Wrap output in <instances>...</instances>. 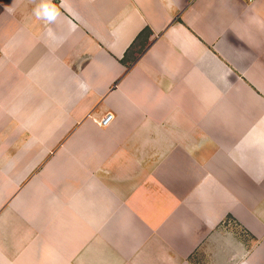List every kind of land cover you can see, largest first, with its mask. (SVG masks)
Segmentation results:
<instances>
[{
	"label": "crops",
	"instance_id": "1",
	"mask_svg": "<svg viewBox=\"0 0 264 264\" xmlns=\"http://www.w3.org/2000/svg\"><path fill=\"white\" fill-rule=\"evenodd\" d=\"M57 7L52 24L18 19L28 67L0 84V256L213 264L218 250L216 264H264V0ZM163 180L200 240L230 217L244 242L115 246L116 221L146 203L138 188Z\"/></svg>",
	"mask_w": 264,
	"mask_h": 264
},
{
	"label": "rangeland",
	"instance_id": "2",
	"mask_svg": "<svg viewBox=\"0 0 264 264\" xmlns=\"http://www.w3.org/2000/svg\"><path fill=\"white\" fill-rule=\"evenodd\" d=\"M40 2L41 0H0V26L2 25L3 27L0 30L1 85H4L5 82L8 84L13 83L14 76L11 77L13 74H7L6 77L7 72H15L19 67H28L24 65L25 61L26 63L28 62L27 59L24 60V56L20 55L21 53H19V50L20 52L24 51L21 40L27 38L30 32L29 24L25 27L26 31L25 29L21 30L20 34V27L18 25L20 21L18 19L23 18V20H26L24 22H29V19H33L36 22L39 21L33 15V9ZM58 2L59 0H52V3L56 6ZM18 9L20 12L17 11ZM17 13H21V15L17 17ZM42 22H40V24H42ZM35 31H37V28H35ZM14 35L17 36V38H13L12 36ZM138 47L137 44L134 45V48ZM9 78L11 80H8ZM99 118L94 119L93 122L97 124ZM164 183L165 181L163 180L162 182H157V186L144 187L141 188V190L138 188V198L143 200L142 203H146L142 204L139 208L137 207L138 205L136 206V217L121 218L116 221L119 227L118 230L116 229L117 231H114V233L116 232L118 234L115 239L117 243H115V246H193L195 243H198L197 246H235L239 241L244 242L243 234L247 236L246 233L236 226L233 222L234 220L230 217L222 219L217 227L219 228L217 233L214 235L212 234L208 239L200 240L199 237L202 236V234L200 235L191 225L193 215L191 213H186V210H188L186 206L182 208L176 203L175 186H170L169 182V186L164 187ZM154 202H156V206H154ZM189 210L191 212V207ZM148 214L150 217H145V215ZM110 221L111 219L102 221L104 231H106ZM197 221L198 225H202H199V227L203 230L205 219H197ZM108 231V236L112 239L113 236L110 235L111 231ZM103 235L104 234H102V236ZM103 239L107 240V237L103 236ZM251 245L252 244H249L248 246ZM218 253V250H215L213 253V264L217 262ZM235 261H237V259ZM235 261L232 264H235ZM228 264H230V262Z\"/></svg>",
	"mask_w": 264,
	"mask_h": 264
},
{
	"label": "clouds",
	"instance_id": "3",
	"mask_svg": "<svg viewBox=\"0 0 264 264\" xmlns=\"http://www.w3.org/2000/svg\"><path fill=\"white\" fill-rule=\"evenodd\" d=\"M33 15L39 21L52 24L61 15L59 8L52 3V0H41V2L33 9ZM82 87H86L82 85ZM0 264H8L6 258L0 256Z\"/></svg>",
	"mask_w": 264,
	"mask_h": 264
},
{
	"label": "built area",
	"instance_id": "4",
	"mask_svg": "<svg viewBox=\"0 0 264 264\" xmlns=\"http://www.w3.org/2000/svg\"><path fill=\"white\" fill-rule=\"evenodd\" d=\"M246 1H252V0H246ZM111 118H112V114L110 112H104L102 116L98 119L97 124L99 126H105L109 123Z\"/></svg>",
	"mask_w": 264,
	"mask_h": 264
}]
</instances>
